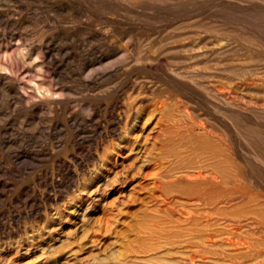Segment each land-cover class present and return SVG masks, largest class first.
I'll list each match as a JSON object with an SVG mask.
<instances>
[{
    "label": "rangeland",
    "instance_id": "1",
    "mask_svg": "<svg viewBox=\"0 0 264 264\" xmlns=\"http://www.w3.org/2000/svg\"><path fill=\"white\" fill-rule=\"evenodd\" d=\"M263 34L264 0H0V264H264ZM200 168L245 253L159 244Z\"/></svg>",
    "mask_w": 264,
    "mask_h": 264
},
{
    "label": "bare ground",
    "instance_id": "2",
    "mask_svg": "<svg viewBox=\"0 0 264 264\" xmlns=\"http://www.w3.org/2000/svg\"><path fill=\"white\" fill-rule=\"evenodd\" d=\"M231 1V0H230ZM239 1H241V0H239ZM239 3V2H238ZM215 7V6H214ZM246 7V6H245ZM245 9H247V8H245ZM249 9V8H248ZM255 9V8H254ZM250 10H252V8L250 9ZM259 10V9H258ZM199 11H201V10H199ZM253 11H255L256 12V10H253ZM260 11V10H259ZM258 11V12H259ZM199 13H201V12H199ZM251 13V12H250ZM194 14V13H193ZM195 16V15H194ZM193 16V17H194ZM201 16V15H200ZM192 17V18H193ZM179 21V20H178ZM181 21V20H180ZM176 23V22H175ZM245 24V23H244ZM179 25H181V24H179ZM206 25H208V24H206ZM235 25V24H234ZM258 26V25H257ZM210 27V26H209ZM240 27H241V25H240ZM251 27V25L249 26V28ZM259 27V26H258ZM257 27V28H258ZM172 28V27H171ZM183 28V27H182ZM217 28V27H216ZM245 28V27H244ZM256 28V29H257ZM262 28V27H261ZM208 30H209V28H207ZM242 30H243V28H242ZM103 32V31H102ZM102 32H100V33H102ZM247 32H248V29H247ZM260 32V31H259ZM255 33V32H254ZM245 34V33H244ZM246 34H249V33H246ZM245 34V35H246ZM105 35V34H104ZM171 35V34H170ZM211 35V34H210ZM243 35V34H242ZM264 35V34H263ZM180 36H181V34H180ZM184 36V35H183ZM252 36V35H251ZM173 37V36H172ZM175 37V36H174ZM207 37H210V36H207ZM211 37H212V35H211ZM205 38V37H204ZM164 39V38H163ZM172 39V38H171ZM206 39V38H205ZM204 39V40H205ZM167 40V39H166ZM201 40V39H200ZM164 41V40H163ZM217 40H215V42H216ZM249 41V40H248ZM253 42H254V40H253ZM262 42H263V40H262ZM162 43V42H161ZM198 43V42H197ZM212 43V42H211ZM264 43V42H263ZM235 44V43H234ZM250 44H252V42H250ZM261 44V43H260ZM132 45V44H131ZM130 45V46H131ZM135 45H137V44H135ZM157 45V44H156ZM160 45V44H159ZM211 45V44H210ZM134 46V45H133ZM133 46H131V48L133 47ZM152 46H155V44H153ZM188 46V45H187ZM190 46V45H189ZM263 46V45H262ZM180 47H182V46H180ZM186 47V46H185ZM185 47H183V48H185ZM226 47V46H225ZM130 48V49H131ZM237 48V47H236ZM129 49V50H130ZM176 49V48H175ZM221 49V48H220ZM242 49V48H241ZM167 50L169 51V50H171V48H167ZM166 50V51H167ZM173 50H174V48H173ZM216 50V49H215ZM123 52H124V50H123ZM136 52V51H135ZM137 53H138V51H137ZM208 53V52H207ZM139 54V53H138ZM137 54V55H138ZM159 55H160V52L158 53ZM157 54V55H158ZM196 54V53H195ZM203 54V53H202ZM216 54V53H215ZM136 56V55H135ZM137 57H139V56H137ZM141 57H143V56H141ZM137 59V58H136ZM143 59H144V57H143ZM217 60V59H216ZM133 61V60H132ZM201 62V61H200ZM239 67V66H238ZM255 67V66H254ZM264 68V67H263ZM240 69V68H239ZM242 69V68H241ZM251 71V70H250ZM253 72V71H252ZM256 72V71H255ZM263 72V71H262ZM264 73V72H263ZM199 74V73H198ZM262 74V73H261ZM198 76V75H197ZM207 76V75H206ZM263 76H264V74H263ZM194 77V76H193ZM209 77V76H208ZM217 77V76H216ZM257 79V78H256ZM259 80V79H258ZM167 81V80H166ZM260 81V80H259ZM212 81H210V83H211ZM214 82V81H213ZM165 83V82H164ZM163 83V84H164ZM168 84V83H167ZM168 85H170V84H168ZM167 85V86H168ZM238 85V84H237ZM259 85V84H258ZM201 86H203V85H201ZM239 86V85H238ZM240 86H241V83H240ZM240 86H239V88H240ZM246 86V85H245ZM244 86V87H245ZM211 87L214 89V91H215V93L218 95V85L216 86V85H211ZM243 86H241V88H242ZM260 87V86H259ZM206 88H208L207 86H206ZM211 88V89H212ZM238 88V89H239ZM255 88H257V87H255ZM251 89V88H250ZM253 90H254V88H252ZM251 89V90H252ZM260 89H261V87H260ZM244 90H245V88H244ZM247 90V89H246ZM249 90V89H248ZM252 90V91H253ZM264 90V89H263ZM181 91V90H180ZM250 91V90H249ZM255 91V90H254ZM262 91V90H261ZM183 92V91H182ZM181 92V93H182ZM260 92V91H259ZM258 92V93H259ZM183 93H185V92H183ZM240 93V95H241V92H239ZM261 93V92H260ZM225 94H227V92L225 93ZM185 95V94H184ZM187 95V94H186ZM213 97V96H212ZM215 97V96H214ZM224 97H225V95H224ZM230 97V96H229ZM190 98V97H189ZM216 99V98H215ZM230 98H228V100H229ZM255 101H257L258 102V100H255ZM262 101V100H261ZM228 104V103H227ZM237 105V104H236ZM232 106H234L233 104H232ZM239 106H240V104H239ZM231 107V106H230ZM246 108V107H245ZM250 108V107H249ZM247 109V108H246ZM245 109V110H246ZM241 110H242V108H241ZM244 110V109H243ZM260 110V109H259ZM261 110H263V109H261ZM232 111V110H231ZM235 112V111H234ZM256 114H255V116L258 114V112L256 111L255 112ZM260 113H261V111H260ZM236 114V113H235ZM254 114V113H253ZM260 115V114H259ZM262 115V114H261ZM260 115V116H261ZM254 116V115H253ZM258 116V115H257ZM259 116V117H260ZM236 118V117H235ZM257 118V117H256ZM228 119V118H227ZM261 119V118H260ZM244 120V119H243ZM262 120H264V118L262 119ZM134 123V122H133ZM224 123V122H223ZM245 123V122H244ZM256 123V122H255ZM225 124H227V123H225ZM206 126V125H205ZM229 126V125H228ZM227 126V127H228ZM235 126V125H234ZM237 126V125H236ZM257 126H259V125H257ZM229 128V127H228ZM232 128V127H231ZM230 128V129H231ZM229 129V130H230ZM259 130H260V128H259ZM232 131V130H231ZM235 132V131H234ZM240 134V133H239ZM231 135V134H230ZM251 138V137H250ZM253 138V137H252ZM246 140V139H245ZM234 141V140H233ZM233 143V142H232ZM233 147H237V146H233ZM236 152V151H235ZM245 152V151H244ZM231 154H232V152H230ZM246 153V152H245ZM247 154V153H246ZM236 155H237V153H236ZM216 157H217V155H215ZM205 157V156H204ZM213 158H214V156H213ZM232 158V157H231ZM256 158V157H255ZM262 162H264V160H261ZM205 166V165H204ZM191 169V168H190ZM248 169V168H247ZM205 171V169H203V168H200V170L199 171H197V172H195V173H193V174H191V175H189V176H187L186 178L188 179V183H190V181H192V182H194V183H198V184H200L198 187V192H196V196H193V198H190V199H188V201H189V203H190V206H192V205H194L195 207H196V210H195V212H197V213H199V214H197V215H194L193 213H192V211H190V210H186V209H183V208H180V212H179V214H178V216L175 218V220H174V222H175V224L176 225H173L172 227H176L175 229H177V228H181V227H183V226H185V225H187V224H193L192 226L194 227V228H189L187 231H184V232H179V231H177V230H175V234L174 235H172L171 236V238H169V239H166V238H161L160 239V241H159V244L161 245V246H165V247H167L168 248V250L169 251H176V252H179L181 255L182 254H185V253H187L189 250H195L196 252H200V251H203V250H207V249H209V248H215L217 245H218V241H220L221 242V244H224V245H226L227 247H229L230 248V250L231 251H233V252H236V253H241V252H243V253H245L247 250H248V245H247V241L244 239V238H239V239H235V238H233V237H229L228 238V236H227V238H225V237H220L219 235H218V231H219V229L218 228H216L217 226H218V221H217V218L216 217H214V218H212L211 219V221L210 222H205V221H202V222H199V219L200 218H202V215L200 214V212H201V210H203V207L208 203V201H207V198H203L204 197V195H203V191H204V185H202V182H204V184L206 183V186L208 185V186H210V188H211V190H213V191H216V187H217V184H218V177H217V170H215V171H210V172H204ZM247 171V173H249L248 172V170H246ZM191 173V172H190ZM249 175V174H248ZM251 175V174H250ZM232 176V175H231ZM262 181H260V183H261ZM263 184V183H262ZM209 188H207V190H208ZM213 191H211V192H213ZM233 191V190H232ZM235 192V191H234ZM244 192V191H243ZM237 193V192H236ZM235 194V193H234ZM259 194H261V193H258V195ZM214 197V199H213V201H211V203L212 204H214L215 206L217 205V203H218V196H217V194H216V192H215V194H212ZM232 195V194H231ZM262 195H264V192H263V194ZM190 197V196H189ZM240 197V195H238L236 198H239ZM260 197H262V196H260ZM233 198V197H232ZM226 199V198H225ZM239 199H241V198H239ZM166 203H169L170 202V200L168 199V198H164L163 199ZM187 200V199H186ZM244 200V199H243ZM224 201H226V200H224ZM228 201H229V199H228ZM235 201H237V199H235ZM261 201V200H260ZM232 202V201H231ZM224 203V202H223ZM262 203V202H261ZM192 204V205H191ZM236 204H238V202H236ZM259 204V203H258ZM248 205V204H247ZM232 206V205H231ZM235 206V205H234ZM264 206V205H263ZM228 207H230V206H228ZM227 207V208H228ZM248 207V206H247ZM239 210H241V209H239ZM264 211V210H263ZM218 217V216H217ZM235 217V216H234ZM198 219V220H197ZM254 219V218H253ZM227 220V219H226ZM241 221H243V220H241ZM258 223V222H257ZM236 224H237V222H236ZM249 224H250V222H249ZM219 227V226H218ZM244 227H246V226H244ZM248 227V226H247ZM239 228H241V227H238V225H232V231L234 230V231H238L239 230ZM242 229V228H241ZM259 230V229H258ZM258 230H257V232H258ZM230 232V231H229ZM242 232V231H241ZM227 234V233H226ZM222 235V234H221ZM240 236V235H239ZM165 250V249H164ZM187 251V252H186ZM254 252H256V251H254ZM162 253V252H161ZM193 253V252H192ZM243 253H241V254H243ZM195 255H191L190 257H188V259L191 261V263H194V259L196 258V256L197 257H199V258H201L200 260H202V261H206L208 258L206 257V256H204V255H201V254H196V253H194ZM235 255V254H234ZM254 256V259L256 260V259H258V258H261V257H264V252L263 251H259V252H256L255 254H253ZM183 260L185 259L186 260V258H182ZM174 260V259H173ZM188 260V261H189ZM239 260V259H238ZM253 260V259H252ZM237 261V260H236ZM248 261L250 262V260L248 259ZM135 262V261H134ZM225 262H226V264L228 263V264H231L230 262H228L227 260H225ZM202 263V262H201ZM208 263V262H207ZM141 264V263H140ZM184 264H186V263H184ZM241 264H244V263H242L241 262Z\"/></svg>",
    "mask_w": 264,
    "mask_h": 264
}]
</instances>
